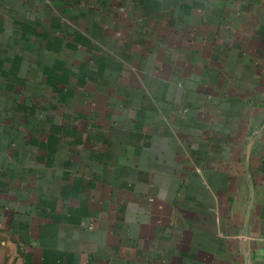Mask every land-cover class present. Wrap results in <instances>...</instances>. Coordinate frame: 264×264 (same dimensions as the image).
<instances>
[{
	"label": "crops",
	"instance_id": "obj_1",
	"mask_svg": "<svg viewBox=\"0 0 264 264\" xmlns=\"http://www.w3.org/2000/svg\"><path fill=\"white\" fill-rule=\"evenodd\" d=\"M0 264H264V0H0Z\"/></svg>",
	"mask_w": 264,
	"mask_h": 264
},
{
	"label": "rangeland",
	"instance_id": "obj_2",
	"mask_svg": "<svg viewBox=\"0 0 264 264\" xmlns=\"http://www.w3.org/2000/svg\"><path fill=\"white\" fill-rule=\"evenodd\" d=\"M121 9H122V8H121ZM121 9H120V10H121ZM121 11H122V10H121ZM122 12H124V11H122ZM124 13H125V12H124Z\"/></svg>",
	"mask_w": 264,
	"mask_h": 264
}]
</instances>
